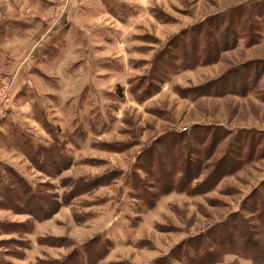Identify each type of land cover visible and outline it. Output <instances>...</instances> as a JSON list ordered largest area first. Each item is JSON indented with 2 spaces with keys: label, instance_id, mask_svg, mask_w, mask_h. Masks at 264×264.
<instances>
[{
  "label": "rangeland",
  "instance_id": "1",
  "mask_svg": "<svg viewBox=\"0 0 264 264\" xmlns=\"http://www.w3.org/2000/svg\"><path fill=\"white\" fill-rule=\"evenodd\" d=\"M57 1L0 0V33L16 39L0 42V104L6 84L10 88L0 132L17 127L48 149L53 140L34 119L37 110L58 131L61 146L40 171L0 145V160L47 197L41 205L48 214L36 222L0 211L2 259L189 264L193 250L216 251L213 237L240 233L244 240L237 217L251 226L264 220L253 212L256 200L264 202V0H105L99 24L106 29L96 32L110 44L98 37L91 56L100 68L92 79L84 65L90 44H78L72 71L79 67L80 81L89 80L78 87H85L82 94L63 103L41 91L24 90L17 98L14 84L26 51L13 42L27 39L13 19L34 15L44 24L38 42L65 15ZM85 25L83 38L90 40L93 28ZM208 56L213 59L200 62ZM35 73L43 83L40 75L53 79ZM218 256L203 264H252L232 253Z\"/></svg>",
  "mask_w": 264,
  "mask_h": 264
},
{
  "label": "crops",
  "instance_id": "2",
  "mask_svg": "<svg viewBox=\"0 0 264 264\" xmlns=\"http://www.w3.org/2000/svg\"><path fill=\"white\" fill-rule=\"evenodd\" d=\"M118 1V0H116ZM60 5H63L66 12L63 17V19H59L57 22V26L50 30V33L45 36L44 39H41L40 41H36L38 36L41 33V30H46V26L42 23L35 22L34 15H25L22 16L20 19H13V22L19 21L22 23V26L24 27V33L22 34V37H25L27 40L25 42H21L19 39L22 37L17 38L16 43L18 42L23 45V50L26 51L21 56L23 67H19V71L17 73L18 78L15 81L14 84V92L15 96L20 95L21 92L24 90H29L33 94H37L39 91H41V94H48L56 96L53 97L54 99H57L59 102H62L63 98L69 99L67 101L76 99L82 92L84 91L85 87L79 88L80 84L88 85L89 80L86 77H83V81H80L81 78L78 76L79 67L76 69V71H72L75 64L79 63L78 61V53L80 52V49L78 48V44H81L82 47H87L86 44H90V63L87 62L84 65H90V78L92 79L96 73L97 67L95 66L94 62L96 61L95 53L91 56V52L93 50L94 46H97L99 44H96L99 42L100 36H102L103 41L106 42V44H110L109 38L106 36V34H98L96 31H103L105 26H101L99 24V21L102 20L105 16V10L101 12V8L99 6H103L102 4H106L107 1L105 0H58ZM92 3V6L90 7ZM58 4V5H59ZM88 5V8L86 11H84V15L82 14V11L85 10L84 6L86 7ZM94 5V6H93ZM92 9L93 14L90 12L87 13L88 10ZM102 9H104L102 7ZM100 16V17H98ZM62 17V16H61ZM90 23L91 27L93 28V31L90 32V40H84L83 37L87 36L84 31L86 22ZM95 30V31H94ZM43 33V34H44ZM100 33V32H99ZM42 34V35H43ZM73 37L78 38L77 41H72ZM8 38V37H7ZM13 39H3L5 42V45H8V43ZM88 39V36L87 38ZM16 40V39H15ZM36 41V42H35ZM36 44L35 47H32ZM3 44V43H2ZM1 43L0 45L3 46ZM105 44V43H104ZM22 49V46L20 48L15 49L17 52H19ZM28 52V53H27ZM48 53H52L51 55ZM73 57V59H72ZM49 58H56L55 61L51 64H48V66L44 63L45 59ZM18 62L20 61L17 58ZM36 61V62H35ZM76 61V62H74ZM16 62L11 66L10 71L17 69L18 66H16ZM74 63V64H73ZM104 64V63H103ZM83 65V63H81ZM105 65V64H104ZM83 67V66H82ZM88 70V69H87ZM100 70V69H98ZM35 71H38L44 75H47L52 81H49L47 84L41 82L38 77L35 75ZM21 75L23 77L21 78ZM88 75V72H87ZM27 76V77H26ZM89 76V75H88ZM21 78V79H20ZM49 86L51 88H49ZM65 86V87H64ZM71 88V89H70ZM73 93V94H72ZM64 95V97H63ZM63 103V102H62ZM14 113L13 111H11ZM17 114L15 113L11 117H16Z\"/></svg>",
  "mask_w": 264,
  "mask_h": 264
},
{
  "label": "trees",
  "instance_id": "3",
  "mask_svg": "<svg viewBox=\"0 0 264 264\" xmlns=\"http://www.w3.org/2000/svg\"><path fill=\"white\" fill-rule=\"evenodd\" d=\"M262 9L264 10V6ZM239 13L243 15V12L241 10L239 11ZM232 15L235 14L231 12V16ZM239 17L241 18V16ZM237 20L239 19L236 18V21ZM233 34L234 32H231L229 36L234 39V37H236V34ZM0 35L1 42L5 34L0 33ZM221 37L225 42V38L228 37V35L226 36V34L223 33L221 34ZM48 54L51 55L52 53ZM212 59L213 56H210V58L208 56L206 60L202 59L200 62H209ZM40 77L45 81H50L48 78H44V76L42 75H40ZM36 114L37 115L36 117H34V119L42 125L46 133L53 140L51 142L52 144L48 145V149L45 146H39L38 144H35L30 136L26 135L17 127H7L3 130V132H0V145L5 147L4 149H6L7 151H14L15 153L22 155L24 159H26L31 165L35 167V169H39L41 171L39 165H41L43 159H48L50 161L52 159L51 154H60L61 146L58 145V141L56 140L55 136V131H58H54L52 128L48 127L45 120L39 117L42 116V114H40L37 110ZM2 146L0 147L3 148ZM140 184L142 186V183ZM174 191L176 190L174 189ZM183 191L185 192V190ZM144 193L145 192L143 191V196H145ZM253 195V199L256 200L257 194ZM45 203H47V197L40 191V189H38V187L31 186L28 182L25 181L24 178H22L12 168L7 166V164L0 160V211H14V213L17 212L19 214H26L29 217H32L34 221L39 222L43 221V219L48 216V214L44 212L43 206L41 205ZM257 203L259 204V207H257ZM20 205L22 207H19ZM253 210L254 214H256L257 216L259 215L260 217H264V202H257L256 200ZM262 219L263 218L258 217L257 224L255 226H251L250 224H247V222H245L243 219L242 220L245 222V224L244 222L242 223L241 217H237L235 225L240 226L244 231L242 232L245 238L244 240H239L240 237L238 235L240 233L234 236H227L229 234H226L224 236V239H221L220 241H218L216 237H213L214 240L216 239V241H214V245L217 247L216 251L214 253H210L206 249H203V251L201 252H198V250H193L188 254V256L190 257V259H188L189 264H203L209 261H214L216 259H214V256L219 255L218 257H220L221 255H225L226 253H232V255L240 257L241 259L250 260L252 264H264V220ZM226 225L231 224L227 222ZM1 226H5V224L2 223ZM254 231L257 234L255 236V239L253 240L251 236ZM219 259H221V257ZM0 264H8V262H5L2 259L1 255Z\"/></svg>",
  "mask_w": 264,
  "mask_h": 264
},
{
  "label": "built area",
  "instance_id": "4",
  "mask_svg": "<svg viewBox=\"0 0 264 264\" xmlns=\"http://www.w3.org/2000/svg\"><path fill=\"white\" fill-rule=\"evenodd\" d=\"M55 16H58V18L59 17L61 18L62 12H57V14ZM6 85H7L8 89L6 90L3 102L0 104V112L2 111V108L10 102V88H9L8 84H6Z\"/></svg>",
  "mask_w": 264,
  "mask_h": 264
}]
</instances>
